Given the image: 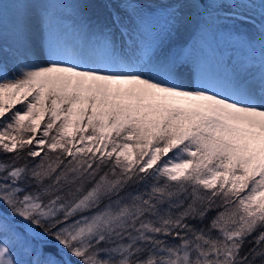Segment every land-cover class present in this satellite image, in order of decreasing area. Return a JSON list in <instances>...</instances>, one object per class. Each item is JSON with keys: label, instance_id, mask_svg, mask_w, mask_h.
Masks as SVG:
<instances>
[{"label": "snow or ice", "instance_id": "snow-or-ice-1", "mask_svg": "<svg viewBox=\"0 0 264 264\" xmlns=\"http://www.w3.org/2000/svg\"><path fill=\"white\" fill-rule=\"evenodd\" d=\"M12 3L0 264H264V0Z\"/></svg>", "mask_w": 264, "mask_h": 264}, {"label": "bare ground", "instance_id": "bare-ground-1", "mask_svg": "<svg viewBox=\"0 0 264 264\" xmlns=\"http://www.w3.org/2000/svg\"><path fill=\"white\" fill-rule=\"evenodd\" d=\"M12 2L13 0H0V7H2L5 14L9 13L10 10L14 7V4ZM191 39H192V36L189 32H181L180 34L173 37L174 42L178 45H182ZM205 54L208 57L209 63L214 64L215 61L211 53H205Z\"/></svg>", "mask_w": 264, "mask_h": 264}, {"label": "rangeland", "instance_id": "rangeland-1", "mask_svg": "<svg viewBox=\"0 0 264 264\" xmlns=\"http://www.w3.org/2000/svg\"><path fill=\"white\" fill-rule=\"evenodd\" d=\"M19 107V106H18Z\"/></svg>", "mask_w": 264, "mask_h": 264}]
</instances>
